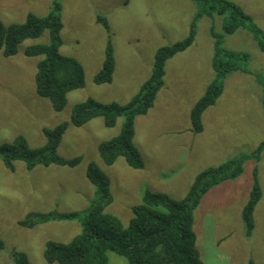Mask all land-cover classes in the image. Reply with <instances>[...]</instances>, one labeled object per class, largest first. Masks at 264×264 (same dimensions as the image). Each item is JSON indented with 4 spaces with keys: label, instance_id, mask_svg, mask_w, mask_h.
Returning a JSON list of instances; mask_svg holds the SVG:
<instances>
[{
    "label": "rangeland",
    "instance_id": "obj_1",
    "mask_svg": "<svg viewBox=\"0 0 264 264\" xmlns=\"http://www.w3.org/2000/svg\"><path fill=\"white\" fill-rule=\"evenodd\" d=\"M228 1L238 5L264 33V0ZM54 3L60 6L62 22L59 53L81 64L84 87L67 94L61 112L37 96L34 78L42 57H26L24 50L49 44L48 31L25 40L15 56L5 58L0 52V145L23 138L31 149L43 147V129L69 123L74 105L87 99L127 104L149 78L156 50L182 41L198 9L193 0H0V21L8 27L24 23L29 13L45 17L54 11ZM98 16L107 20L115 61L112 81L104 85L93 82L108 38L96 23ZM228 17L226 13L200 18L193 44L165 63L163 87L147 114L134 121L133 144L142 156V169L130 168L122 157L107 166L99 156L98 145L120 133L124 117L112 128H105L101 118L78 128L69 124L57 154L66 160L81 158L73 168L39 165L29 170L18 161L10 171L0 159V264H14L13 253L25 254L29 264H47L43 251L48 241L67 244L80 233L76 220L48 222L32 229L18 223L34 213L87 210L96 192L86 178L90 163L98 165L109 180L112 202L105 212L126 227L131 208L140 203L145 189L182 200L199 172L249 154L264 141V53L259 50V39L244 29L223 34ZM210 27L223 35L224 49L246 54L248 59L239 62L246 72L225 77L221 97L201 117L203 131L194 135L190 111L214 77ZM254 169L261 197L253 213L254 229L247 237L241 212ZM194 231L203 264H264V152L257 161H245L238 179L203 196L194 211ZM107 257L108 264H127L113 252Z\"/></svg>",
    "mask_w": 264,
    "mask_h": 264
},
{
    "label": "trees",
    "instance_id": "obj_2",
    "mask_svg": "<svg viewBox=\"0 0 264 264\" xmlns=\"http://www.w3.org/2000/svg\"><path fill=\"white\" fill-rule=\"evenodd\" d=\"M197 12L191 20L188 35L179 42L160 47L154 55L153 68L149 78L140 86L138 92L125 105L117 103L103 104L87 99L74 105L70 122L59 124L53 129H43L45 145L31 149L23 138L12 143L0 145V159L4 166L14 170L15 162H23L27 169L35 166L50 165L73 168L81 158L66 160L57 154V148L69 124L82 127L89 121L101 118L105 128L115 126L119 117H124L120 133L98 145V153L107 166L113 165L122 157L126 164L135 170L143 168L144 163L138 149L133 144L134 121L144 116L152 107L158 91L163 87L165 63L179 53L187 50L194 42L197 21L206 16L229 14L223 25V34L232 35L238 29L259 39V50L264 53V33L255 25L252 18L241 8L228 0H193ZM54 11L45 17L28 14L22 24L5 27L0 21V52L5 58L15 56L18 47L27 39H37L43 32L49 33V44H37L24 50L26 57H42L36 65L35 92L46 99L55 112H61L66 106L67 94L84 87L85 76L81 64L74 58L59 53L62 22L60 6L54 3ZM96 23L107 32L104 59L100 70L94 76V84L104 85L112 81L115 70L113 47L107 20L98 16ZM214 40L211 69L212 81L207 85L203 96L194 104L189 119L191 132L203 131L201 117L216 104L224 89V79L234 72H246L239 62L246 61V54L228 51L222 47L223 35L216 34L210 27ZM264 92V82L262 83ZM264 110V99L262 101ZM264 152V141L249 154H240L226 162L199 172L182 200H174L163 193L145 189L139 204L131 208L132 218L126 227L105 209L112 202L107 176L95 163L87 166L86 178L95 187V198L87 210L79 213H34L20 221L22 228L32 229L48 222L78 221L80 233L69 243L48 241L45 244L43 258L47 264H108V252L126 259L127 264H203L197 250V237L194 231V211L202 198L210 190L224 182L238 179L243 174V165L248 159H259ZM261 197L256 169L252 174V184L248 200L244 205L241 218L245 226V235L250 236L254 229L253 213ZM3 242L0 240V252ZM14 264H29L26 255L13 253ZM248 264H253L250 261Z\"/></svg>",
    "mask_w": 264,
    "mask_h": 264
},
{
    "label": "crops",
    "instance_id": "obj_3",
    "mask_svg": "<svg viewBox=\"0 0 264 264\" xmlns=\"http://www.w3.org/2000/svg\"><path fill=\"white\" fill-rule=\"evenodd\" d=\"M220 97H221V96H220ZM220 97H219V98H220ZM219 98H218V99H219ZM194 135H196V134H194ZM219 186H220V185H219ZM215 188H216V187H215ZM250 188H251V187H250ZM250 188L246 190V191H247V192H245V194L247 193L246 195H248V193H249V191H250Z\"/></svg>",
    "mask_w": 264,
    "mask_h": 264
}]
</instances>
